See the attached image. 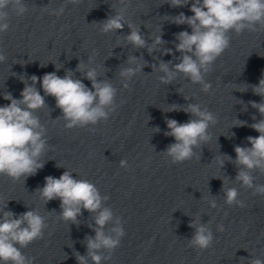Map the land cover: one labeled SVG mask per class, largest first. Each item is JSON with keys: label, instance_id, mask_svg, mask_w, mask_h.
Wrapping results in <instances>:
<instances>
[{"label": "clouds", "instance_id": "1", "mask_svg": "<svg viewBox=\"0 0 264 264\" xmlns=\"http://www.w3.org/2000/svg\"><path fill=\"white\" fill-rule=\"evenodd\" d=\"M80 3L81 0H64L58 7L45 5L41 11L59 18L64 14L67 5L76 6ZM165 3L172 8L190 5L191 16L185 15L184 12L175 16L164 15L166 22L177 26L187 25L191 29V32L184 30L174 34V49L180 53L179 56L175 55L173 49L165 47L168 42L162 38V27L156 28L155 32L146 36L141 31V25L132 22L128 13L133 0H114L110 4L114 14H109L100 22H93L104 35L117 33L118 30L122 32L127 26L129 33L123 35L124 43L121 44V37L117 35L114 48L131 46L136 51L146 49L148 55L155 61L149 64L143 53L140 56L128 55L124 62L126 66H120L118 72L119 82L125 90L130 91L133 78L145 73L143 71L145 67H151V73L158 74L156 79L162 85H172L178 79H185L193 85H199L200 91L208 94L213 90V86L206 77L212 73L217 59L230 48L231 34L240 36L245 31L264 32V0H165ZM136 7L140 8L142 4L137 3ZM28 12L29 5L25 0H0V34L9 30L12 14L23 17ZM144 27L146 28V25ZM154 53H160L161 56L172 55L174 59L165 62L153 55ZM95 55L93 49L87 64L80 60L76 69L65 70L63 77L57 75L63 67L49 62L54 65L56 71L45 73L42 77L27 74L17 77L24 84L20 99L14 98L8 91L3 94V99L10 103L0 106V176L7 177L13 183L25 184L29 177L35 176L44 168L47 161H43L42 157L49 150V142L47 129L36 113L46 106L49 107L46 104V97L51 96L55 99V107L61 112V116L56 120L62 118L63 127L67 130L82 128L95 132L98 124L106 123L122 106L124 101L117 103L118 89L112 80L102 78L106 77L102 70L104 66H92ZM112 55L113 52L109 57ZM6 60L7 56L0 48V64ZM16 63L21 66L26 64L13 62ZM46 66L47 64H40V67ZM76 73L90 81L91 88L83 83V79L77 78ZM12 76L17 74L13 72ZM37 83L40 84L43 95L36 87ZM242 85L233 91L245 93L251 89L254 95L261 97V100L260 102L250 100L247 104L237 100L238 104L244 105L242 111H247L248 105L256 109L260 119L257 120L256 115H253L251 119L254 122L248 124L247 121L235 118L231 128L247 126L259 135L245 138L250 147L234 146L235 159L219 152L220 154L215 155L211 161L220 170L226 163L235 166L237 171L234 179L226 174L223 178L219 176L214 178L222 181L223 204L239 208L246 205L239 199L241 193L235 185L246 191L250 190L253 196L264 197V183H257L258 176L254 174L264 176V75L258 84ZM177 91L182 94L183 89L178 88ZM183 98L185 101L192 99L184 95ZM184 105L186 106L178 107V104H171L167 110H162L165 113L182 111L190 116L184 123L165 117L168 130L163 135L174 138L175 142L170 143L160 153L171 164H183L192 160L200 162L203 148L213 139L209 129L219 121L218 115L201 103L190 102ZM153 130L154 133L160 132L159 127ZM234 135L231 133V136ZM119 166L126 170L129 168L126 159H121ZM56 167L63 168L57 164ZM73 173L74 170L65 169L59 178L46 176L44 186L38 187L35 193L44 205L52 200L60 201V212L56 215V220L60 222L78 228L81 225L79 218L83 212L87 211L90 214L92 223L87 224V227L95 235H85L82 241L86 246L85 254L73 251L72 255L77 264H89V261L92 264H102L110 261L112 253L120 247L121 240L126 235L124 222L120 216L114 214L111 207L106 206L110 199L108 195H102L94 183L85 178L77 179ZM203 199L210 209H219L223 206L218 205L216 196H212L211 193ZM9 201L0 197V204H3V207H0V264H34L36 258L25 255L22 249L44 238L45 230L49 227L48 216L41 215L38 209H30L26 205L29 210L16 214L6 210ZM214 219L213 217L212 220L203 223L200 213L191 218L188 227L194 231L191 238L187 239L190 248L204 251L212 247L215 238L211 225ZM216 230L223 232V224H217ZM250 257L248 264H264V259L254 256L253 253H250Z\"/></svg>", "mask_w": 264, "mask_h": 264}]
</instances>
